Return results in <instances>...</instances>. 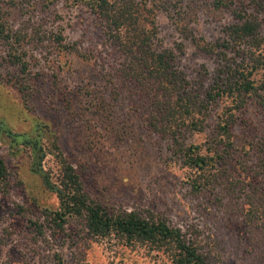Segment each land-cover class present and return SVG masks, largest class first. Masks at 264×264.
Here are the masks:
<instances>
[{
    "label": "rangeland",
    "instance_id": "obj_1",
    "mask_svg": "<svg viewBox=\"0 0 264 264\" xmlns=\"http://www.w3.org/2000/svg\"><path fill=\"white\" fill-rule=\"evenodd\" d=\"M31 3L3 10L12 38L0 42V120L6 127L0 155L10 172V191L0 192V264H173L168 251L143 242L126 244L114 234L90 238L78 217L55 228L46 211L59 209L60 200L33 167L56 183L62 158L77 169L93 200L115 211L160 215L199 241L208 264H264V101L251 98L236 111L233 147L220 148L232 176L218 178L214 192L195 193L191 170L147 125L146 97L121 81L116 69L122 58L96 13L72 0ZM191 5L186 23L192 36L160 12L157 42L173 49L180 69L206 89L220 59L202 46L218 49L234 18L213 0ZM59 29L63 48L55 43ZM100 94L109 116L99 108ZM230 104L225 100L220 109ZM36 119L47 125L42 132L35 131ZM215 123L189 140L209 147ZM26 133L40 135L44 157L16 138Z\"/></svg>",
    "mask_w": 264,
    "mask_h": 264
},
{
    "label": "trees",
    "instance_id": "obj_2",
    "mask_svg": "<svg viewBox=\"0 0 264 264\" xmlns=\"http://www.w3.org/2000/svg\"><path fill=\"white\" fill-rule=\"evenodd\" d=\"M194 1L195 0H190ZM32 0H0V42L12 38L3 10L9 5ZM90 7L103 24L108 44L122 58L116 69L121 81L135 87L144 97L146 121L150 129L167 139L170 148L183 166L191 170L188 177L195 193L216 191L218 178L228 180L224 155L233 147L236 111L251 98L264 101V0H213L216 7L231 11L234 22L227 27V38L219 48L206 43L202 48L217 53L220 67L209 88L204 82L193 83L179 67V57L171 48L158 45V14L166 12L184 36H192L186 23L191 3L184 0H72ZM55 43L64 47L63 30L55 34ZM22 64L21 58L13 59ZM99 108L109 116L108 100L96 97ZM231 104L220 109V103ZM214 142L209 147L190 141V135L204 131L209 121ZM35 131L47 126L34 120ZM212 125V124H211ZM210 125V126H211ZM0 120V130H5ZM29 144L36 157H44L40 135L17 134ZM33 136V137H32ZM56 147L58 145L56 144ZM221 148V149H220ZM36 161V160H35ZM57 182L50 180L40 166L33 171L42 173L45 185L56 192L60 207L46 211L55 228L64 229L68 220L78 217L84 221L86 234L93 239L118 235L126 244L143 242L170 253L173 264H208L199 241L180 227H173L155 213L143 215L137 211H115L93 200L74 165L62 158ZM234 177V175H233ZM10 191V172L0 155V192ZM35 224L43 229L42 224Z\"/></svg>",
    "mask_w": 264,
    "mask_h": 264
}]
</instances>
